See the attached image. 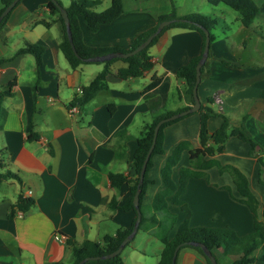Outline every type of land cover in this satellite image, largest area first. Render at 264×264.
I'll use <instances>...</instances> for the list:
<instances>
[{
  "label": "crops",
  "instance_id": "obj_1",
  "mask_svg": "<svg viewBox=\"0 0 264 264\" xmlns=\"http://www.w3.org/2000/svg\"><path fill=\"white\" fill-rule=\"evenodd\" d=\"M140 1L143 0H123L124 13L96 32H90L79 17L84 43L126 50L139 33L170 11L151 13L148 8L138 7ZM253 1L260 11L256 18L264 20V0ZM208 5L203 11L191 7L181 12L175 6L177 15L201 13L225 24L212 30L214 39L198 84V98L202 104L215 97L210 104L215 110L230 108L226 114L232 124L246 115L245 126L257 145L254 154H250L249 143L229 137L223 152L212 158L236 167L246 176L259 202V217L264 221V29L256 32L250 26L244 27L238 13H231L220 4ZM94 8L97 12L103 10ZM55 19L46 0H21L0 30V85L15 81L13 94L3 103L7 115L0 129V171L16 175L0 180V264H72L68 240L76 244L86 239L99 241L119 228H129L135 214L109 206L112 200L122 205L128 188L125 184L112 187L109 173L125 177L135 174L132 154L136 140L151 122L141 90L154 75L163 76L152 90L160 98L162 110L190 104L184 81L175 74L200 54L203 40L195 30L169 28L148 49L153 62L149 71L141 77L121 79L117 72L127 63L112 62L106 86L70 115L68 106L78 95V88L88 85L104 63L87 62L71 68L59 49L62 35ZM30 45L44 49L39 67L32 54H16ZM221 123L220 117L210 118L208 133L212 134ZM163 132L164 152L152 157L147 173L149 183L141 201L145 213H154L158 219L161 216L151 205L163 187L161 169L179 142L188 141L191 149L200 146L199 115L190 114ZM209 158L189 159L184 151L173 167V181L177 183L181 167L195 168ZM206 172L208 180L189 179L179 197L190 209L188 225L227 228L239 236L251 233L252 212L236 199L238 194L230 175L220 173L217 166ZM19 196L32 198L34 204L28 211L16 210L9 217ZM167 209L176 216L169 232L172 237L185 214L171 198ZM157 231V225L145 222L122 250L124 264H155L162 249ZM216 258L220 264L232 260L218 251ZM175 264L206 262L195 249L184 247L178 249Z\"/></svg>",
  "mask_w": 264,
  "mask_h": 264
},
{
  "label": "trees",
  "instance_id": "obj_2",
  "mask_svg": "<svg viewBox=\"0 0 264 264\" xmlns=\"http://www.w3.org/2000/svg\"><path fill=\"white\" fill-rule=\"evenodd\" d=\"M11 1L12 0H0L2 5L0 12ZM168 1L171 3L170 11L159 16L157 18V23L154 26L139 33L130 43L129 48L125 50L114 46L92 47L86 45L83 41L82 30L79 23V17H82L86 28L90 32H96L101 25L110 23L124 13L123 0H111L109 6L99 12L92 10L93 7L99 4V0H70L68 6H63L60 0H56V2L67 11L73 45L79 55L76 56L67 39L65 25L58 6L52 0H46L48 10L52 15L56 16L55 22L58 23L62 35L59 49L71 68L87 63L83 61L85 58L116 51L127 52L145 40L147 36L156 29V26L160 21L176 19L174 22L166 26L152 39L147 47L137 54L127 58H114L109 61L100 62L104 63L102 71L98 73L88 85L82 88L81 94L74 96L71 104L75 102L78 106H83L92 100L98 91L106 86L105 79L110 71L109 65L116 60H122L127 63L126 67L119 69L117 72V76L121 79L141 77L146 71H149L153 66V62L151 56L148 54V49L156 42L158 37L169 28L191 29L197 31L203 40L202 50L205 42L204 29H207L209 31L210 43L212 42L214 39L212 30L219 24V21L201 13L177 15L172 0ZM20 2L21 0H19L15 6ZM207 2L212 6L224 4L236 11L239 14L240 21L244 27H249L252 21L260 15L259 8L253 0H207ZM14 7L0 22V30L4 27ZM224 25L225 24L223 23L221 26L224 27ZM202 50L199 55L191 58L186 64L179 67L175 74L176 78L184 81L185 94L187 95L190 104L176 110H162L161 100L152 94V90L162 82L164 79L163 76L154 75L150 82L141 90V94L145 98L148 110L151 114V122L146 125L142 136L136 140V148L132 154L135 172L134 176L125 177L119 173H109L110 184L112 187H119L125 184L128 188V197L125 199L124 203L122 205H117L112 200L109 204L111 208L132 211L136 216L132 199L137 187L142 162L152 141L154 126L159 120L176 112L185 110L194 103L192 88L195 84V66L201 56ZM43 52V47L30 45L27 48L17 50L16 54H32L35 58L36 66L39 67ZM205 63L201 67V73L204 70ZM14 86L15 81L0 85V129L7 115L3 103L7 97H10L13 94ZM178 93H180L179 90ZM214 101L215 97L208 98L207 102L202 103L199 110L196 112L199 115L200 146L191 149L188 141H181L172 149L171 153L166 158V162L161 169L163 187L161 191L155 194L151 205L155 212L160 214L161 217L158 219L154 213H145L141 205L146 185L149 183L147 173L152 166V157L154 155L163 154L164 152V128L190 114L164 122L159 127L156 142L148 159L143 182L140 186L139 207L141 211V220L138 227V230L142 229L145 222H149L150 225H157L158 227L156 236L162 243V249L160 251L159 260L155 264H171L172 254L177 245H180L179 249L184 247L195 249L204 258L206 264H211L202 249L198 246L192 245L191 242L204 244L212 252L215 258L216 251L223 256L232 257V260L228 264H264V221L260 219L258 214L259 202L250 190L246 176L239 169L232 165H222L216 159L212 158L215 154L223 152L225 143L229 137H237L238 139L249 143L250 154H254L257 145L245 126L246 115H243L237 124H232L226 114V111L231 109L222 106V109L215 110L210 106ZM212 117H220L222 123L212 134H209L207 130V122ZM184 151H187L189 159L199 158L200 156H207L210 158L195 168L181 167L179 169L178 181L175 183L172 179V170L173 167L179 163ZM212 166H217L220 173L227 172L230 175L238 194V198L236 199L246 205L252 212L253 230L251 233L239 236L233 230L227 228L210 229L204 227H190L188 225L190 209L179 199V197L184 193L189 179L204 178L208 180L209 178L206 171ZM11 177H16V175L10 171H0V180ZM168 198H171V202L178 206L185 214L183 222L178 226L176 233L172 237L169 236V232L174 226L176 216L175 214L170 213L167 209ZM33 204L34 200L32 198L19 196L17 202L11 207L8 216L12 217L16 210L26 212ZM262 211H264V208H262ZM134 221L135 218L129 228H119L115 234L105 235L99 241L86 239L80 244H76L73 241L68 240L73 256L72 264H77L80 260L86 257L108 254L116 250L122 240L131 232ZM83 264H124V262L122 261L121 253H119L110 259L88 260Z\"/></svg>",
  "mask_w": 264,
  "mask_h": 264
},
{
  "label": "water",
  "instance_id": "obj_3",
  "mask_svg": "<svg viewBox=\"0 0 264 264\" xmlns=\"http://www.w3.org/2000/svg\"><path fill=\"white\" fill-rule=\"evenodd\" d=\"M18 1L19 0H12L7 6L4 7V9L0 12V22L9 13V11L15 6V4ZM52 1L59 8L61 17H62L64 25H65L67 39L70 43L72 51L76 56H79L76 52L74 45H73L72 35H71V30H70V22H69L67 11L65 10L64 7L59 5L56 2V0H52ZM175 20L176 19H167V20L160 21L157 24L156 29L151 34H149L145 40H143L138 46H136L135 48H133L127 52H120V51L111 52V53H107V54H103V55H97V56L85 58V59H83V61H85V62H105V61H109V60L114 59V58H127L129 56L135 55L138 52H140L141 50H143L145 47H147L154 37H156L166 26H168L169 24H171ZM204 33H205L204 47H203L201 56H200L196 66H195V84L192 88V95H193L194 103L189 108H187L185 110H182L180 112H176V113H174V114H172V115H170L164 119L159 120L156 123V125L154 126L152 141H151V144L148 148V151L144 157V160L142 162V165H141V168L139 171L137 187H136L135 193L133 195V199H132L134 209L136 212V216H135V221H134L131 232L122 240V242L119 244L117 249L114 250L113 252L108 253V254L99 255V256L86 257V258L80 260L77 264H83L88 260L110 259V258L118 255L119 253L122 252L124 247L134 238L135 234L137 233L139 223L141 220V211H140V207H139V194L141 191L140 186L143 182L144 173L146 170V165H147L148 159L151 155V152L154 148L157 133H158L160 125L164 122L171 121V120L180 118L182 116H186V115L191 114V113H196L200 108L201 102L198 98L197 88H198V84H199L200 78H201V67L203 66V64L207 60L208 53H209V45H210L209 31L207 29H204ZM191 244L200 247L202 249L203 253L205 254V256L209 259L211 264H220L217 261V259L215 258V256L212 254V252L204 244L199 243V242H191ZM179 248H180V245H177L175 247L173 254H172V258H171V264H175V259H176L177 251Z\"/></svg>",
  "mask_w": 264,
  "mask_h": 264
},
{
  "label": "rangeland",
  "instance_id": "obj_4",
  "mask_svg": "<svg viewBox=\"0 0 264 264\" xmlns=\"http://www.w3.org/2000/svg\"><path fill=\"white\" fill-rule=\"evenodd\" d=\"M60 1L65 6L69 3L70 0H60ZM100 1H101V3L98 4L97 6H95L94 9L97 8L98 10H101V9L107 8L109 6L110 0H100ZM172 2L174 4V6H177V11H180V12L181 11H187V9H190L191 7H194L193 9H196V10L198 9V10L203 11V8H206V6H209L207 3V0H172ZM138 4H139L138 7L140 9L148 8L149 12H151V13H154L156 11H161L163 9H166V11H168L169 8L171 7V3L168 0H143V1L138 2ZM126 5H128V4H126ZM0 6H1V2H0ZM219 6L221 8H225L226 10H229V12H231V13L232 12L237 13L224 4H220ZM213 12L218 13V10H214ZM223 16L226 18H229L228 14H224ZM221 25L222 24H219L217 26L218 28L216 30L221 29V27H222ZM250 27H252V30L259 32L260 29H262V30L264 29V20L256 18L254 20V22L252 23V25H250ZM263 32H264V30H263ZM192 114H195V113H192ZM186 163H187V161H186ZM139 234H141V233H139Z\"/></svg>",
  "mask_w": 264,
  "mask_h": 264
},
{
  "label": "built area",
  "instance_id": "obj_5",
  "mask_svg": "<svg viewBox=\"0 0 264 264\" xmlns=\"http://www.w3.org/2000/svg\"><path fill=\"white\" fill-rule=\"evenodd\" d=\"M77 92H78V95L81 94L82 93V89L78 88ZM77 111H78V104H76L75 102H73L72 104H70L68 106V113L70 115H72L73 113H75Z\"/></svg>",
  "mask_w": 264,
  "mask_h": 264
}]
</instances>
